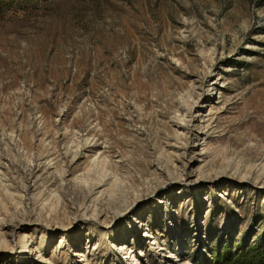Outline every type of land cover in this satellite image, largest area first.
I'll return each mask as SVG.
<instances>
[{
    "label": "rangeland",
    "instance_id": "obj_1",
    "mask_svg": "<svg viewBox=\"0 0 264 264\" xmlns=\"http://www.w3.org/2000/svg\"><path fill=\"white\" fill-rule=\"evenodd\" d=\"M259 252L264 0H0V264Z\"/></svg>",
    "mask_w": 264,
    "mask_h": 264
},
{
    "label": "trees",
    "instance_id": "obj_2",
    "mask_svg": "<svg viewBox=\"0 0 264 264\" xmlns=\"http://www.w3.org/2000/svg\"><path fill=\"white\" fill-rule=\"evenodd\" d=\"M263 252H259L256 257L249 258L248 256H236L232 260L224 261L225 264H259L264 260ZM255 258V259H254Z\"/></svg>",
    "mask_w": 264,
    "mask_h": 264
},
{
    "label": "bare ground",
    "instance_id": "obj_3",
    "mask_svg": "<svg viewBox=\"0 0 264 264\" xmlns=\"http://www.w3.org/2000/svg\"><path fill=\"white\" fill-rule=\"evenodd\" d=\"M217 83V82H216ZM88 200H90V197H89V199ZM22 242H24V240H22Z\"/></svg>",
    "mask_w": 264,
    "mask_h": 264
}]
</instances>
